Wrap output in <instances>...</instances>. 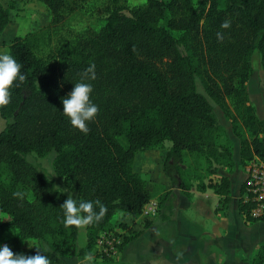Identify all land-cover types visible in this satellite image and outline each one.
<instances>
[{"label": "trees", "instance_id": "obj_1", "mask_svg": "<svg viewBox=\"0 0 264 264\" xmlns=\"http://www.w3.org/2000/svg\"><path fill=\"white\" fill-rule=\"evenodd\" d=\"M39 1L51 17L47 28L61 25L74 9L67 0ZM225 21L227 27L222 26ZM8 23V8L0 3V34ZM34 35L16 36L7 44L26 78L13 82L9 102L0 105L6 120L0 131V170L7 173L6 182H0V212L10 217L5 226L17 232L10 241L14 253L34 254L36 247L24 251L21 244L35 240L48 246L44 254L51 264H63L64 255H92L98 236L114 230L117 212L132 219L141 216L151 193L134 172L133 159L137 152L165 140L171 145L162 169L171 190L157 203V211L169 204L160 219L170 221V197L175 190H189L181 177L183 152L222 160L223 151L215 144L220 127L208 98L248 132L249 138L240 140V158L264 161V121L255 114L247 91L254 52L260 54L264 71V0L114 5L98 30L74 35L45 57L34 52L30 41ZM93 63L96 75L88 80L93 85L90 99L99 110L84 132L63 114L62 97ZM197 76H202L208 98L197 90ZM33 152L52 153L55 169L77 198L98 199L105 206L99 220L85 225L83 248L76 245L77 226L63 223L60 205L66 195L28 160ZM223 185L201 184L197 190L211 188L228 204V188ZM242 185L243 180L239 190ZM17 191L24 195L14 196ZM248 208L238 201L237 210L246 222L264 221L249 218ZM94 209L98 212L99 205ZM128 233L123 245L139 234L130 228ZM259 248L257 254L263 258L264 243ZM260 258L257 264H264Z\"/></svg>", "mask_w": 264, "mask_h": 264}, {"label": "rangeland", "instance_id": "obj_2", "mask_svg": "<svg viewBox=\"0 0 264 264\" xmlns=\"http://www.w3.org/2000/svg\"><path fill=\"white\" fill-rule=\"evenodd\" d=\"M146 1L67 0V5L74 8L73 11L66 14L65 20L61 25L47 28L51 17L47 8L39 0H0L1 5L8 8L10 17V24L6 33L0 35V50H4L7 43L14 37L34 33L35 35L30 40L33 50L38 56L45 57L55 52L63 44L72 41L74 35L86 29L98 30L105 24V19L114 5H124L132 8L143 5ZM200 2L201 0H193L195 6L199 5ZM172 34L175 37L180 36V33L173 32ZM250 61L252 70L247 81L249 100L257 117L264 121V71L262 69L260 54L254 52L251 55ZM196 87L200 93L207 96L203 88L202 76L196 77ZM208 100L214 106V113L220 127L215 135V144L220 151H223L222 160L216 162L213 159H207L203 154L184 151L183 162L181 164V177L189 187L188 191L190 192H196V189L201 184L226 185L231 202V218L229 223L231 226V261L226 258L219 260V262L222 261L223 264H229V261L231 264H257L260 258L257 251L260 249V245L264 243V221L256 220L253 222V220H250L252 222H244L243 215L241 216L237 212L240 195L239 187L243 180L247 163H249V161L245 162L246 160L240 158V140L249 138V135L240 122L233 123L230 117L225 115L224 110L218 107L210 98ZM227 104L232 109L231 99H227ZM5 124L6 120L0 115V131L5 127ZM170 145L171 143L165 140L157 146L142 152H137L133 159L132 168L134 172L141 176L146 188L150 191L151 200L149 203L151 204H157L167 194L169 189L171 190L170 181L162 169L165 152ZM28 160L47 179L52 180L54 187L64 193L66 197L68 196V192L64 191V189L72 191L73 197H77L76 192L67 187L64 178L55 169L54 155L52 153L38 154L33 152L28 156ZM53 170L56 175L51 178ZM213 170L217 171L212 173ZM6 180V171L0 170V182L4 183ZM190 192L185 193L184 190H175L174 195L170 197L169 201H171L177 210L189 199ZM29 198L31 199L32 196L29 195ZM200 199H202V196L195 193L190 201L193 204L192 207L182 211L185 214H181L187 216L193 222V228L197 230L203 228L206 232L207 230L213 231V226H211L212 221L207 220L205 215L200 214L201 212L198 211ZM208 202L213 207L217 203L216 197L211 195L209 200H205V203ZM164 212L166 211L163 210L161 212L160 210L159 213L157 211L154 217H157L159 220L160 213ZM9 219L10 217L7 214L0 212V244L8 243L10 245V241L17 235L14 229L5 226ZM138 219V225L140 227H146L150 223L149 218L145 219L139 216ZM120 220H122L121 217L115 221L119 223ZM118 227L122 228V225ZM202 240L207 239L203 236ZM33 241L35 240L23 241L21 248L25 251L35 247L36 245H33ZM238 249H244L245 251H238ZM210 251L215 253L212 247H210ZM90 256L96 257L94 253ZM202 259L204 260L205 258L202 257ZM260 260L264 261V256ZM205 262L209 264V261L208 263L207 261Z\"/></svg>", "mask_w": 264, "mask_h": 264}, {"label": "crops", "instance_id": "obj_3", "mask_svg": "<svg viewBox=\"0 0 264 264\" xmlns=\"http://www.w3.org/2000/svg\"><path fill=\"white\" fill-rule=\"evenodd\" d=\"M9 24L10 17L7 27L0 35L6 33ZM5 49L8 50L7 45ZM190 193L189 199L179 209L176 210L172 204L173 213L170 216V221L158 220L157 217L153 216L149 218L150 223L148 226L140 227L138 225V218L132 219L130 215L117 212L112 219V225L113 227L115 226L113 229L123 230L118 226L119 224H125L128 228L139 234L123 245L114 260L103 261L91 256L92 259L89 261L86 257L64 255L61 257L63 264H206L205 261L207 263L209 261V264H223L219 260L226 258L231 261V226L229 225L231 202L224 204L222 201L223 196L218 195L211 188H206L203 191L196 189V192ZM195 193L202 196L198 204V211L201 212L200 214H204L207 220L212 221V225H210L213 226V231L207 230L206 232L203 228L198 227V230L193 228V222L187 216L181 214L184 213L182 211L192 207L193 204L190 201ZM211 195L216 197L217 202L213 207L209 202L205 203V200H209ZM168 206L169 204L163 210L167 211ZM120 217L122 220L119 223L116 222L115 220H118ZM128 228L124 229L127 234H129ZM203 236L208 241L202 240ZM85 244V225L77 226V248H83ZM210 247L213 248L215 253L210 251ZM238 251L245 250L238 249ZM202 257L205 259L203 260ZM230 261L229 264H231Z\"/></svg>", "mask_w": 264, "mask_h": 264}, {"label": "clouds", "instance_id": "obj_4", "mask_svg": "<svg viewBox=\"0 0 264 264\" xmlns=\"http://www.w3.org/2000/svg\"><path fill=\"white\" fill-rule=\"evenodd\" d=\"M228 24L229 22L225 21L222 26L227 27ZM217 35L221 36L220 33ZM21 68V63L10 51L0 50V105L9 102L13 82L25 80L26 76ZM94 69V63L90 64L84 70L82 79L74 83L73 88L62 97L63 114L73 126L84 132L88 131V122L95 118L99 110V106L90 99L93 85L88 80L95 79ZM54 175L56 174L53 170L51 178ZM64 191L68 192V196L60 207L63 210V223L66 226H83L99 220L104 215L106 208L98 199L95 201L78 199L73 197L72 191L68 189ZM13 195L22 197L24 193L17 191ZM94 204L99 205L98 212L95 211ZM33 245H36L37 251L34 254H26L24 252L14 253L8 243L0 244V264H51L50 258L44 254L48 246L38 241H33ZM86 259L90 261L92 257L89 255Z\"/></svg>", "mask_w": 264, "mask_h": 264}, {"label": "built area", "instance_id": "obj_5", "mask_svg": "<svg viewBox=\"0 0 264 264\" xmlns=\"http://www.w3.org/2000/svg\"><path fill=\"white\" fill-rule=\"evenodd\" d=\"M239 193V200L249 205L248 216L253 219L264 218V161L259 157H253L247 163ZM156 213L157 204L148 203L143 208L141 216L148 219ZM126 235L128 234L125 230L119 229L101 233L96 240L94 255L101 260L116 258Z\"/></svg>", "mask_w": 264, "mask_h": 264}]
</instances>
